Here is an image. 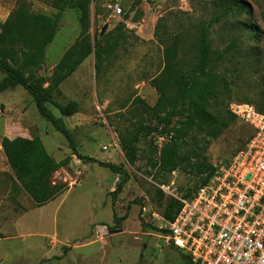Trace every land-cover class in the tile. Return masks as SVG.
<instances>
[{
	"label": "rangeland",
	"instance_id": "obj_1",
	"mask_svg": "<svg viewBox=\"0 0 264 264\" xmlns=\"http://www.w3.org/2000/svg\"><path fill=\"white\" fill-rule=\"evenodd\" d=\"M219 1L92 0V42L102 40V47L112 51L98 62L94 49L55 92L58 102H79L77 114L66 117L51 103L46 106L63 119L79 154L116 165L125 174L79 159L67 139L39 114L24 87L0 94V232L5 236L0 240V264H187L178 250L163 243L162 233L169 223L164 217L167 206L193 195L209 166L234 156L253 135V127L236 119L209 147L202 136L188 137L174 148L180 156L192 158L193 167L180 161L170 162V167L164 164L163 155L173 141L171 127L164 128L136 100L141 98L153 107L159 99L150 81L164 66L160 38L179 32L194 35L196 22L209 19L213 12L210 3ZM244 1L250 5V13L229 15L211 28L215 50H226L236 41L232 63L217 69L229 79L230 97L217 94L211 103L222 111L233 103H248L264 113V0ZM27 2L34 13H59L43 0ZM17 5L18 0H0V22ZM115 5L122 9L121 16L114 14ZM159 23L162 27L156 37ZM105 25L108 28L101 36ZM249 26L256 27L259 39ZM80 32L79 12L63 11L37 73L50 78ZM187 42L191 44L193 39L189 37ZM4 76L0 71V82ZM182 119L174 117L172 126ZM19 136L40 137L57 161L70 158L54 175L68 189L53 203L37 207L16 187V174L1 141ZM122 139L136 149L133 164L126 157ZM125 178L122 191L114 196ZM114 213L126 218L121 227H117ZM119 229L122 231L114 232ZM140 235H147L148 240L144 242Z\"/></svg>",
	"mask_w": 264,
	"mask_h": 264
},
{
	"label": "trees",
	"instance_id": "obj_2",
	"mask_svg": "<svg viewBox=\"0 0 264 264\" xmlns=\"http://www.w3.org/2000/svg\"><path fill=\"white\" fill-rule=\"evenodd\" d=\"M43 1L58 9L59 13L54 16L34 13L27 0H18V5L9 18L5 22H0V71L5 74L0 82V94L9 88L24 87L33 98L39 114L67 139L79 159L125 174L123 169L116 165L79 154L63 119L55 117L46 106L47 103H51L66 117L77 114L79 102L75 100L67 103L58 102L54 99L55 92L94 53V49L98 62L112 51L111 47H102V40L92 42L90 34L92 0ZM210 5L213 11L210 18L196 22L194 35L179 32L160 38V43L164 46V66L150 81L157 90L159 99L153 107L145 104L141 98L136 100L137 103H142L150 116L156 118L164 128L171 127L173 141L163 155L165 165L180 161L193 167L192 158L180 156L174 147L192 136H202L204 145L209 147L214 139L238 119L229 108L226 107L224 111L217 110L211 103V99L217 94L230 97L232 90L229 79L217 69L225 62L232 63L234 51L232 48L236 41L226 50L218 51L213 48L210 35L211 28L224 18L237 12L250 13L251 9L244 0H220ZM66 9H75L79 12L81 32L76 43L64 53L56 65L53 75L46 78L37 71L44 63L47 47L55 39L62 12ZM160 21L163 22L162 19ZM161 27L160 23L156 26V37L159 36ZM249 29L256 35L255 39H259L256 27L249 26ZM189 37L193 39L191 44L187 42ZM258 111L262 113V110ZM176 116H182L183 119L178 126H172ZM1 146L10 167L15 171L16 187L24 191L37 207L54 201L68 189L65 183L56 182L54 175L67 166L70 158L55 160L40 137L19 136L13 139L4 137ZM122 147L128 161L133 164L137 157L136 149L125 139H122ZM175 168L173 165L171 169ZM214 172L215 165L209 166L208 173L196 192L210 181ZM127 178L118 184L116 191L113 192L114 196L122 191ZM158 192L163 196L162 190ZM194 194L186 197L191 198ZM181 207L182 202L171 203L164 213L165 219L169 222L174 221ZM125 219L118 218L114 213L117 227H121ZM3 238L5 236L0 232V239ZM179 253L187 264H193L189 256Z\"/></svg>",
	"mask_w": 264,
	"mask_h": 264
},
{
	"label": "built area",
	"instance_id": "obj_3",
	"mask_svg": "<svg viewBox=\"0 0 264 264\" xmlns=\"http://www.w3.org/2000/svg\"><path fill=\"white\" fill-rule=\"evenodd\" d=\"M112 9L121 16L119 5ZM230 110L253 127V136L227 162L215 164L210 181L182 200L162 233L164 245L193 264H264V113L247 103Z\"/></svg>",
	"mask_w": 264,
	"mask_h": 264
},
{
	"label": "water",
	"instance_id": "obj_4",
	"mask_svg": "<svg viewBox=\"0 0 264 264\" xmlns=\"http://www.w3.org/2000/svg\"><path fill=\"white\" fill-rule=\"evenodd\" d=\"M127 19H128V18H127ZM107 28H108L107 25H105V26L103 27V29H102V31H101V36H103V35L105 34ZM121 231H122V229H119V230H116V231H114V232L118 233V232H121ZM139 237L142 238V240H143L144 242H146V241L148 240V236H147V235H140Z\"/></svg>",
	"mask_w": 264,
	"mask_h": 264
},
{
	"label": "crops",
	"instance_id": "obj_5",
	"mask_svg": "<svg viewBox=\"0 0 264 264\" xmlns=\"http://www.w3.org/2000/svg\"><path fill=\"white\" fill-rule=\"evenodd\" d=\"M10 138V137H9ZM11 139H13V138H11ZM54 201H52V202H50V203H53ZM50 203H48V204H50ZM4 239V238H3ZM0 240H2V239H0Z\"/></svg>",
	"mask_w": 264,
	"mask_h": 264
}]
</instances>
